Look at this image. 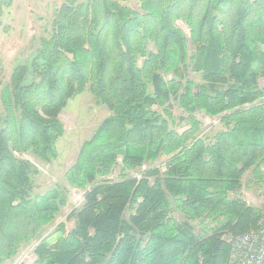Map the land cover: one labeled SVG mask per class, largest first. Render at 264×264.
Returning a JSON list of instances; mask_svg holds the SVG:
<instances>
[{
  "label": "trees",
  "instance_id": "1",
  "mask_svg": "<svg viewBox=\"0 0 264 264\" xmlns=\"http://www.w3.org/2000/svg\"><path fill=\"white\" fill-rule=\"evenodd\" d=\"M102 1L100 20L96 0H64L39 54L0 90V264L65 205L59 189L35 193L39 168L26 155L58 157L60 115L87 89L111 114L67 172L84 202L68 215L70 231L62 222L39 241L32 264H226V235L263 219L241 191L247 173L264 183V0ZM13 2L0 0V16ZM189 69L198 83L186 79ZM172 99L190 115H220L223 128L198 135L194 117L183 133L169 127ZM162 156L165 172L125 175ZM119 157L122 177L113 180ZM195 221L212 224L207 234Z\"/></svg>",
  "mask_w": 264,
  "mask_h": 264
},
{
  "label": "rangeland",
  "instance_id": "2",
  "mask_svg": "<svg viewBox=\"0 0 264 264\" xmlns=\"http://www.w3.org/2000/svg\"><path fill=\"white\" fill-rule=\"evenodd\" d=\"M21 1V0H19ZM64 0H39L37 8L41 12L37 16H29L26 13L24 5L19 7V12L16 11L19 3L14 0L13 4L5 8L3 16H0V90L11 81V76L16 66L27 64L30 66L33 54H39L40 39L48 37L52 30V22L54 20L57 9L61 6ZM132 5H136L135 0H131ZM46 8V9H45ZM95 9L98 18H103V1L96 0ZM8 10L12 12L14 18L10 17ZM16 14H15V11ZM178 25L184 30L187 36H190V28L182 20H178ZM154 47V44H150ZM38 53V54H37ZM35 55V54H34ZM143 59L139 60L142 64ZM167 82L174 79L171 72L163 73ZM30 75L28 74L27 78ZM186 79H191L195 83L200 81V75L193 70L189 69ZM264 86V78L260 81ZM264 100V99H263ZM1 102V101H0ZM170 111L173 118L167 117L169 127L177 130L180 133L187 131L191 128L190 117H194L200 122V130L198 135L209 134L213 135L219 129L223 128L221 123V116H212L205 114L203 111H197L190 115L180 105L178 101L172 99L170 102ZM154 109L160 114L165 115V107L154 105ZM111 114V110L106 105L97 103V98L89 90H85L75 97L70 99L67 106L63 109L60 118L64 125V134L57 142L58 157L52 162H43L36 159L34 156L26 155L33 159L39 168V173L34 177L35 193L43 195L54 189H59L65 194V205L61 206L60 212L57 214L54 221L46 225L43 229L42 235L29 244L24 245L15 258L10 259L6 264H20L26 262L32 264L36 259L34 252L35 246L43 238L55 231L57 226L64 222L67 225V231H70L74 226V220H69L68 215L75 207H81L84 202L85 190L81 188L72 187L67 180L68 170L76 163L79 156L81 147L85 141L91 139L101 123ZM184 118V119H182ZM187 118V119H186ZM166 157H159L155 161L147 162L142 167L136 169H126L125 175L129 176H142L141 173L146 171L150 166L159 167L165 172ZM119 165L115 168L114 172L109 176L111 179H120L121 167H123V159L119 157ZM264 169V167H263ZM256 179L252 174L247 173L244 177L245 186L242 188V196L247 202L261 210L264 218V183L262 186L257 184ZM131 214L130 210L127 211L126 217ZM174 216L182 220L181 213L176 211ZM209 223L195 221V230L199 235H205ZM209 230V229H208ZM207 230V231H208ZM264 230V219L258 227V236H263L261 233ZM253 238L248 244H244L238 237H233L227 234L226 238L231 246V254L226 264H245V256L242 255L241 248L250 252L254 248V243H257L256 238ZM258 244V243H257ZM259 245V244H258ZM258 251L253 252L256 261L253 264H264L263 257H257Z\"/></svg>",
  "mask_w": 264,
  "mask_h": 264
},
{
  "label": "built area",
  "instance_id": "3",
  "mask_svg": "<svg viewBox=\"0 0 264 264\" xmlns=\"http://www.w3.org/2000/svg\"><path fill=\"white\" fill-rule=\"evenodd\" d=\"M264 219V218H263ZM258 229L252 230L248 233L242 234V235H233V237H238L240 239L241 242H243L244 244H248V242H251V240L255 237H257V235H259L260 233L257 234ZM263 234V236H258L256 238L257 243H254V248L251 249L250 252L246 251L244 248H239L241 249L242 255L245 256V264H253L254 261H256V259L253 256V252L258 251L259 254L257 257H263L264 258V230H262L261 232ZM227 236V235H226ZM226 238V237H225ZM227 240V238H226ZM228 241V240H227Z\"/></svg>",
  "mask_w": 264,
  "mask_h": 264
},
{
  "label": "crops",
  "instance_id": "4",
  "mask_svg": "<svg viewBox=\"0 0 264 264\" xmlns=\"http://www.w3.org/2000/svg\"><path fill=\"white\" fill-rule=\"evenodd\" d=\"M16 2L19 3L18 5V8L16 9V11H20L22 9H20L19 7L23 6L24 5V8L26 9V13L31 16V15H35L37 16L38 14H40L41 12L39 11L40 9H38L37 7V4H38V1L39 0H15ZM46 9V8H45ZM15 11V10H14ZM16 11H15V14H16ZM8 14L10 17L14 18V15L12 14L11 11L8 10ZM9 261V260H8ZM7 261V262H8ZM6 262V263H7Z\"/></svg>",
  "mask_w": 264,
  "mask_h": 264
}]
</instances>
